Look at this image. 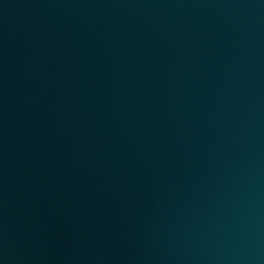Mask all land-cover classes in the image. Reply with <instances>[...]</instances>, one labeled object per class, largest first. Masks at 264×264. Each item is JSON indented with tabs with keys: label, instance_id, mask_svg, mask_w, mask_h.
Masks as SVG:
<instances>
[{
	"label": "water",
	"instance_id": "water-1",
	"mask_svg": "<svg viewBox=\"0 0 264 264\" xmlns=\"http://www.w3.org/2000/svg\"><path fill=\"white\" fill-rule=\"evenodd\" d=\"M0 264H264V0H0Z\"/></svg>",
	"mask_w": 264,
	"mask_h": 264
}]
</instances>
